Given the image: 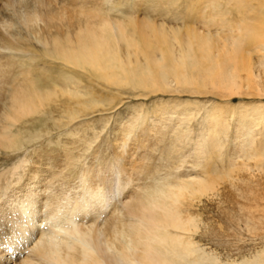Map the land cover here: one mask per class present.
<instances>
[{
	"label": "bare ground",
	"instance_id": "bare-ground-1",
	"mask_svg": "<svg viewBox=\"0 0 264 264\" xmlns=\"http://www.w3.org/2000/svg\"><path fill=\"white\" fill-rule=\"evenodd\" d=\"M109 1L0 0V155L7 156L9 161V164H6L7 159L5 161L3 159L0 164V264H199L198 261L201 260L200 258L197 261L194 256V260H191L193 252L196 253L199 249L196 247L194 250L190 243L192 240L187 241L185 238L186 233H189L194 226L197 228L198 225L195 223L194 225L192 220L183 218L181 210L186 211L187 209H183L188 207L179 209L182 208L180 203L186 195H204L208 193L211 185L209 186L198 176H196L198 179L188 177L187 180L162 186H154V182H151L153 188H149L150 184L146 182L145 186L148 185L149 190L138 184V186L134 185L132 175L128 173L122 162L131 138L130 128L142 125V118L140 120L142 123L136 118L134 126H131L132 123H127L122 127L120 138L115 139L119 140V145L116 147V155L112 156L114 163L107 162L103 157V153L107 150L101 152L100 143H93L97 141L96 138L94 140L86 133H84L87 137L84 140L86 142H83L92 149V153L84 155L83 148V155L77 159H84V156L88 159L85 161L82 159V164L75 159L76 156L74 158L71 155L73 151L60 153V148L66 150L63 147L66 145L65 139L61 141L60 138L66 137V141H69L67 138L71 137V143H75L79 137L77 134L79 129L75 135L73 126L89 115L86 114L90 113L88 110L93 111L101 105L103 108H109V104H102L95 99L96 97L94 99L91 97V91L96 90L97 87L117 91L125 88L138 89L146 95H152L157 92L170 93V90L174 93L188 89L198 92L201 88L207 90L206 86H209L213 90L224 92L229 99L264 97V24L255 28L240 27L235 39L226 38L221 44H213L212 34L209 32L200 29L181 32L180 27L174 25L185 9L179 10L180 14L178 8H175L177 10L173 13L169 12L171 15L169 23L162 18L167 16H163L162 11L160 20L148 21L150 23L142 20L138 25L136 19L130 15L111 16L109 12H120V10L115 7L118 5L114 6L116 3L111 2L115 8L107 9V6H112L107 5L105 8L108 11H106L103 6ZM141 1L139 7H146L143 5L145 0ZM159 2L156 1L157 4ZM206 3L205 6H209L210 3ZM201 4L199 6L202 9L204 4L202 2ZM223 4L225 3L223 2L222 6ZM214 7L208 10L214 13L220 11L217 9L220 6H216V11ZM230 7L228 9L225 6L228 11H231ZM129 9H127L128 14L132 12ZM189 9L188 11H191L190 7ZM145 11L142 10L141 14L147 13ZM222 11L225 14V10ZM199 13L198 17H204L202 12ZM208 17L210 15L206 18ZM196 18L197 15L194 19ZM232 18L236 19L233 16ZM188 19H192L194 23L193 17ZM203 23L202 25H206ZM227 23L230 25L229 22ZM212 25L216 27L215 23ZM32 69L36 70L37 74L31 73ZM240 106L246 107L245 104ZM247 106L255 107L253 109L256 110H261L260 107H263L262 102ZM122 123L121 120L119 125ZM38 126L40 128H36ZM52 130L56 132L52 133ZM175 133H171L169 138ZM184 136L186 137L185 133ZM195 136L197 138V135ZM176 137L173 140L171 137V140L174 142ZM254 139L249 138V141ZM137 140L139 139L136 138L135 141ZM181 141L183 142L184 139L178 142ZM44 142L48 143L47 147L55 145L58 149H53L52 146L51 150H47L42 147ZM178 142L175 141L171 145L178 146ZM161 143L157 144L162 146ZM137 144L139 143L136 142ZM68 146L70 147L69 144ZM168 146L165 145V149H169ZM172 147L170 149L174 153ZM236 149H239V145ZM28 151L32 154H28ZM167 152L162 154L166 157ZM150 153L152 154V151ZM244 153L247 152H241L243 155ZM26 154L31 157L28 158ZM177 155L181 157L182 151ZM159 157L161 158L160 155ZM189 157H185L186 160L190 159ZM129 158L128 163L131 162L132 156ZM202 168L205 171V167ZM130 170L131 173L137 171L135 167ZM157 172L152 174L156 175ZM74 173L76 176H73ZM147 176L151 178L146 174ZM114 190L124 197L122 201L112 206L110 200ZM25 250H28L27 254L22 253ZM203 254L207 256L205 252ZM203 254L201 253V256H204ZM207 259H210L209 255ZM210 261L206 263L212 264Z\"/></svg>",
	"mask_w": 264,
	"mask_h": 264
},
{
	"label": "rangeland",
	"instance_id": "rangeland-1",
	"mask_svg": "<svg viewBox=\"0 0 264 264\" xmlns=\"http://www.w3.org/2000/svg\"><path fill=\"white\" fill-rule=\"evenodd\" d=\"M117 1H119L118 3H120V1H122L120 4H122V3L124 4V5L122 4V7H124V9H122V7L120 6V4L117 3ZM143 1L144 0H142L141 2H143ZM145 1H144V4L143 3L142 4L145 5L147 8L140 6L142 9L139 7L140 0H139V2L137 0H129V2H128V0H125V2H124V0H116V2H115V0H110L109 3H107L103 6V8L106 9L105 7L107 5H112V4L116 3V4H114V6L118 5L115 7H116V9L120 10V12L123 10V12H121L122 14L120 12H113V13L109 12V14L111 13V16L112 15L119 16V15H124V14L133 16L136 19V23L138 22L137 23L138 25L141 24L140 22L142 20H147L146 22L151 21V20L152 21L160 20V15L162 14V11H163V14H162L163 16L164 15L168 16V18H167V16L166 17L164 16L166 19L164 17H162V18L164 19V21L166 23H169L170 18H171V15H169V14L173 13L175 10H177L175 8H178L179 14H180L179 10L182 11L183 9H185L184 11L187 13L189 12V13L188 14L184 13V11L181 12V14L178 16L179 17V19H178L179 23H178V21H175L176 24H174V25L177 27H180L181 32H186L188 30H198V29H200L201 31H204V32H209V34H212L213 44H221L222 40H224L226 38H229V39L234 38L235 39L238 36V30L240 27L244 28V27L248 26L249 28H255V27H257V25H263L264 24V0H222V2H221V0H211V2L208 0H207L208 2L204 1V0H201V1L200 0H192V1L191 0H170V1L167 0V1H169L168 4H166L167 1L165 2L164 0H162V1L161 0H155V1L152 0V2H151V0H147L146 2ZM156 1L157 2H159V1L163 2L164 1L165 3L163 2L164 5L161 2H159V4H157ZM111 2H112V4H111ZM130 2L132 3V6H131ZM188 2H189V4H187ZM201 2L204 4V8L202 7V9L200 7L202 5ZM204 2L205 3L207 2L206 4L210 3L209 6L206 5L207 10L208 9L212 10L213 7L215 6L214 11H216L217 9H219L220 11L219 12L216 11V13H214V12H211L208 10L209 11L208 12L207 10H205L206 6H205ZM223 2L225 4H223V6H222ZM154 3L156 6L154 5ZM175 3H177V4H175ZM192 3H194V4H192ZM230 3H233V4L230 5ZM148 4L151 7L153 5V8H155V9L151 8L150 6L148 7ZM184 5L186 7H184ZM195 5H196V8H195ZM119 6L121 7L122 10L119 8ZM216 6H220V7L216 9ZM221 6L223 7L222 9H221ZM225 6L228 9L231 6L230 7L231 11H228L227 8H225ZM107 7H108L107 9H109L110 7L115 8V7H113V5L107 6ZM130 7H132V8L129 9ZM189 7L191 8V11H188V10H190ZM197 7H199V8L197 9ZM156 8H159V9L157 10ZM210 8H212V9H210ZM107 9H106V11H108ZM127 9L132 10V12L128 10L129 12H131L128 14ZM223 9L225 10V14H223L224 13L222 11ZM135 10H136V14L134 15ZM137 10L140 12V14ZM142 10H143V12L146 10L145 12H147V13L141 14ZM193 10H196L195 11L196 13L198 11V13L196 14L195 12H193ZM151 11H153V12H151ZM199 12H202V16L204 15V17H200V16L198 17V14H200ZM153 13H155L157 15H155V14L153 15ZM190 13H192V14L195 13V14L192 15ZM205 13H207L206 16H205ZM185 14L187 15V18H186ZM150 15L152 17H149ZM196 15H197L196 19L198 20V22L196 19H194ZM208 15H210V17L206 18ZM224 16H226L227 18ZM232 16L234 18L236 17L237 21H236V19L233 20ZM192 17L194 19V23L192 22L193 21L192 19H188V18H192ZM211 17H213V19ZM199 18H200V20H199ZM209 18H211V21L215 20V22L209 21ZM214 18H217V20ZM228 18H230V19H228ZM184 19L185 20L187 19V20L185 21ZM204 19H206V20H204ZM231 19L236 23V25ZM188 20H189V22H187ZM208 21L211 24H209ZM200 22H201V24H200ZM203 22L206 23V25L208 24V26H206ZM227 22H229L231 26L228 25ZM148 23H150V22H148ZM202 23L205 25L206 28L204 27V25H202ZM213 23H215L216 27H214L212 25ZM225 23H226V25H225ZM186 26L187 27L189 26V27L187 28ZM211 26H213V27L211 28ZM217 26L218 27L221 26L222 28L220 27L218 29ZM232 26H233V28H232ZM234 26H235V28H234ZM213 28L216 30H219V32L216 33L217 31L214 30ZM220 29H222V30H220ZM233 31H235V32H233ZM33 71L34 70L32 69L31 73L37 74L36 70L34 72ZM86 85H87V83H86ZM95 89L96 90L91 91V97H93V99H94V97H96L95 99H97L98 101H101L102 104H109V108H111V107H113V108L107 109V108L101 107L102 106L101 105V106H98L97 108H94L93 111L91 110L92 112L90 110H88V112H90V113H86V114H89V115L86 116V118L80 120L82 122H80L79 124H75V126H73L74 128L72 127L75 135L78 132L77 134L79 137L75 140L76 142L74 141L75 143H71L72 142L71 137L67 138V140H69V141H66V137L60 138L61 141L63 139H65V142L67 145V146L66 145L63 146L66 148V150H61V148H60V153H68V151H70L69 153H71V151H73V153L71 155H73L74 158L76 156L75 159H77L78 157L83 155L82 150L84 148V155H86V154L91 155L92 149L87 147V144L84 143V142H86L84 140H86V138H87L86 135H84V133H86V134H88V136L90 138H94V140L96 138L97 143L96 142H93V143H95V144L100 143L101 152H103L104 150H107L105 153H103V157L107 160V162L112 161L111 163H114V160H113L114 157H112V156L116 155V147L119 145V142H118L119 140L116 141L115 139L120 138L119 135H120V131H121L122 127L126 126L127 123H132L131 126H134L136 118H139V122H141L140 120L142 118V120H143L142 125H140V126L137 125V126L133 127L134 129L130 128L131 131H130L129 136L132 139L130 138L129 145H128L125 153H124V160L122 162L124 167L126 169H128V173H130V175H132L131 178H132L134 185L138 184L139 186L144 187L146 190H149L148 185L150 184L149 188H153V186H152L153 182H154L153 183L154 186H162V185H166V184H175L177 182H180L181 180H187L188 177H193V178H197V179L199 177V178L205 180V182L209 186L211 185L208 193L206 192L207 196L205 193H204V195L203 194H196V195H192V196L186 195L181 200L182 203H180V206L182 205L181 206L182 208H180V206H179V208H180L179 210L183 209L185 206L188 207L189 210H188V208L183 209V210L187 209L188 212H187V210L186 211L181 210V214L183 215V218L184 219L187 218L186 220H192L193 224L195 223L196 225H198L197 228H196V226H194L190 230L189 233H186L187 235L185 234L187 237L184 235L187 241L192 240L190 243L193 245L194 250L202 249L200 251L198 250V252L200 254H198V252L196 250L197 255H199L198 257H197V255H194L196 253L193 252L194 254L191 255L192 256L191 260L193 261L194 259H196L198 261L201 258V260L198 261L199 264H208L210 260H211L210 262H212V264L213 263L216 264L217 260L219 261V263H217V264H264V256H263L264 255V147H263L264 146V144H263L264 143L263 142L264 141V129H262V127L264 128V123H263L264 122V97H261V98L260 97H258V98H255V97H252V98L234 97L232 99H229L226 97V94L224 92H221L220 90H218V91L213 90V88L212 87L209 88V86H206V89L209 91L203 90L205 88H201V89L199 88L200 90L198 92L197 91L195 92L194 89H188L185 91L180 90V93H176V92L174 93L173 90H170V93L166 92L165 94L164 93L162 94L160 92H157V93L152 94V95L151 94L146 95V93L143 92L142 90H138V89L134 90V89H130V88H125V89H122L119 91H117L115 89L108 90L107 88L104 89L102 87H99V88L97 87ZM188 91H190V92H188ZM142 94H144V95L142 96ZM171 94H173V95H171ZM139 96H140V98H139ZM169 96H171V97H169ZM110 101H111V103H109ZM257 102L258 103L262 102L263 107H260L261 110L260 109L256 110V109H253L255 107L247 106V105L257 103ZM240 104H245L246 107H244V106L242 107V106H240ZM170 105H172V106H170ZM153 107H155V108H153ZM161 109H163L164 111ZM238 109H239V111H238ZM250 110H252V112ZM142 111H143V113H142ZM261 112H262V115H261ZM255 114H256V116H254ZM140 115H141V117H140ZM169 115H170V117H169ZM193 115H195V116L193 117ZM209 116H210V118H209ZM199 117H201V119H199ZM248 117H250V118H248ZM204 118H205L206 122L204 121ZM127 119H129L130 121ZM165 119H167V120H165ZM215 119H216V121H215ZM121 120L123 121V123L121 125H119V122ZM181 121H183V122H181ZM203 121L205 124L203 123ZM185 122L188 124L191 123L192 125L191 124L188 125ZM210 122H211V124H210ZM222 122H224V123H222ZM245 123H247V124H245ZM173 125H175V126H173ZM189 126H191V127H189ZM203 126H205V127H203ZM141 127H143V128H141ZM172 127H173V129H172ZM247 127H248V129H247ZM36 128H40V127L38 126ZM174 128L175 129L178 128L179 130L178 129L174 130ZM180 128H182L184 131ZM163 129L165 132L163 131ZM43 130H45V129H43ZM167 130H168V132H167ZM173 130H174V132H173ZM79 131H81V132H79ZM132 131L134 134L132 133ZM169 131L171 133H175L177 131L176 132L177 134L175 133V135L174 134L171 135L172 140L180 132L179 134L181 136L178 135V138L176 137L177 139L175 138L174 142L175 141L178 142V141L183 140V139H184V141L183 142L181 141V143L178 142L179 143V144L177 143L178 146H175V144L171 145V143L173 144L174 142L171 140V137L169 138V136L171 134V133L169 134ZM51 132L55 133L56 130H52ZM254 132H256V133H254ZM166 133H168L169 135ZM184 133H185L186 137L184 136ZM198 133H201V134H198ZM241 133H242V136H241ZM46 134H47V130H46ZM188 134H189V136H188ZM117 135H118V137H117ZM161 135H162V137H161ZM195 135H197V138ZM165 136H166V138H169V139L167 140L165 138ZM188 137H189V139H188ZM136 138H138L139 140L135 141ZM249 138L250 139L256 138V139L249 141ZM80 139H81V141H80ZM158 139H159V141H157ZM164 139H165V141H164ZM241 140L245 145L242 142H239L242 144L238 143V141H241ZM161 141H162V143H164V142L165 143L162 144ZM168 141H170L169 142L170 146H168ZM244 141H246V142L249 141V143H251L252 141H254V142H252V144H249L248 142L246 143ZM67 142L71 148L68 146ZM136 142L139 144L136 145ZM156 142L161 143V145L163 147L165 145L168 146L167 148H169V149L171 148V146H173L172 149H173L174 153L172 152L171 149L170 150L165 149L166 147L163 148L162 146H160V144L158 145ZM115 143H117V144H115ZM155 143L157 144L156 147H155V145H156ZM261 143H262V147H260ZM47 144L48 143L44 142L42 147L47 149V150L48 149L51 150L52 146H54V147H52L53 149L57 148V146H55V145H52L51 147H47ZM247 144H249L250 146ZM26 145H28V144H26ZM238 145H239V149H236V147L238 148ZM252 145H254L255 147ZM245 146L248 149H246ZM203 147L205 149H203ZM207 147H209V149ZM241 147L243 149L245 148L246 150L245 149L242 150ZM249 147L252 148L253 150H251ZM65 148H63V149H65ZM73 148L75 151L73 150ZM87 148H89V149H87ZM102 148H103V150H102ZM180 148L182 149L181 150L182 155H180L181 157H179L177 155L178 152H179V154L181 153ZM191 148H192V150H191ZM254 148H255V150H254ZM157 149H159V150H157ZM146 150H148V151H146ZM166 150L171 151L173 154L171 152L168 153L169 151L167 152ZM175 150H179V151H175ZM77 151H79V152H77ZM151 151H152L153 155L150 153ZM155 151H156V154H154ZM157 151H159L161 153L159 154ZM239 151H241L242 153L244 151H246L247 153H244V155L246 154V156L241 154V152H239ZM74 152L75 153L77 152V154L79 153L78 156ZM162 152H164L163 154H165V152H167L166 153L167 156L165 157V155H163ZM183 152H187V153H183ZM237 152L240 154H238ZM27 153L32 154L29 151ZM250 153L252 155H249ZM168 154H169V156H171L172 159L168 156ZM185 154L186 155L188 154V155L184 156ZM205 154H207V155H205ZM216 154H217V156H216ZM146 155H147V157H146ZM159 155L161 156L162 161H161V158L159 157ZM194 155H195V157H194ZM129 156H132V159L130 162L131 164L128 163V160H130ZM152 156H155V157H152ZM199 156H201V157H199ZM219 156H220V158H219ZM27 157L29 158V157H31V155H27ZM85 157L86 156H84V159L82 158L84 161L88 159L87 157L85 159ZM111 157H112V159H111ZM168 157L170 158V160ZM185 157H187V158L189 157L190 159L186 160ZM202 157L203 158L205 157V159H202L204 161L201 160ZM240 157L242 159H240ZM7 158H8L7 156L5 157L4 155H2V156L0 155V164L3 162V159L5 161V159H7ZM145 158H147V159H145ZM153 158H155V159H153ZM180 158H183V159H180ZM82 159H79V160L77 159L80 164L83 163ZM158 159H159V161H158ZM193 160H194V163L196 165L194 163H192ZM230 160H231V162H230ZM7 161H8V159H7ZM61 161H62V159H61ZM138 161L140 163L141 162L143 163V164L141 163V165H143L142 167H141V165H139L140 163ZM153 161H155V162H153ZM160 162H162V163H160ZM181 162L183 164L184 163L185 164L182 165ZM186 162H188V163H186ZM200 162H201V165H200ZM207 162H209V163H207ZM6 164H9V161ZM156 165L158 167H156ZM153 166L155 168H152ZM165 166L166 167L168 166V167L165 168ZM203 166L205 167V171L202 170V169H204V168H202ZM133 167H135V170H137V171L131 173L130 169ZM136 167H138V168H136ZM144 167H145V169H144ZM156 168H157V170H156ZM163 168H165V169H163ZM172 168H174V169H172ZM199 168L201 170H199ZM139 169H142L143 171L139 170ZM209 169L212 172L209 171L210 172L209 173L208 172ZM146 171H147V173H146ZM149 171H150V173H149ZM194 171H196V172H194ZM138 172H139V174H138ZM153 172H157L156 175H155V173L153 175L152 174ZM182 173H184V174H182ZM146 174L149 175L151 178H149L148 176L146 177ZM185 174H187V175L185 176ZM152 175L156 176L157 179L155 177L153 178ZM208 175H209V177H208ZM73 176H76V173H74ZM158 176H159V178H158ZM196 176H198V177H196ZM143 177H144V179H143ZM213 177H214V179H213ZM152 179L154 181H152ZM146 182H149V183H148V185L145 186V184H147ZM210 183H214V184H210ZM125 194H126V192H125ZM126 195H128V194H126ZM123 197H124L123 195L117 194V191L114 190V195L112 196V198L110 200V204L112 206H115L117 202L122 201ZM197 198H199V199H197ZM194 199H195V201H193ZM191 201H193V202H191ZM196 247H198V248H196ZM204 252L206 253L207 256H205V254H203ZM201 253L204 256H201ZM208 255H209L210 259H207ZM211 255L216 259L214 260V258H212ZM193 256H194V259H193ZM259 261L262 263H260ZM206 262H208V263H206Z\"/></svg>",
	"mask_w": 264,
	"mask_h": 264
}]
</instances>
